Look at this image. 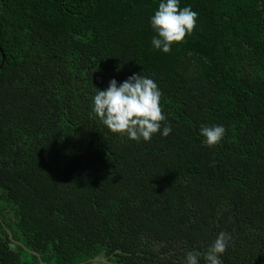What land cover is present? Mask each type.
<instances>
[{"label": "trees", "instance_id": "1", "mask_svg": "<svg viewBox=\"0 0 264 264\" xmlns=\"http://www.w3.org/2000/svg\"><path fill=\"white\" fill-rule=\"evenodd\" d=\"M160 2L0 0V264H184L222 231L223 264H264V0H179L198 18L169 53ZM134 74L162 93L149 142L92 113Z\"/></svg>", "mask_w": 264, "mask_h": 264}, {"label": "clouds", "instance_id": "2", "mask_svg": "<svg viewBox=\"0 0 264 264\" xmlns=\"http://www.w3.org/2000/svg\"><path fill=\"white\" fill-rule=\"evenodd\" d=\"M197 18L198 13L190 6L181 8L179 0H161L158 10L150 19L151 27L157 33L151 41L153 48L169 53L174 43H184L186 36L193 33ZM161 97L162 93L153 79L134 74L119 86L113 79L106 90L96 89L92 113L111 133L126 136L133 141L142 139L149 142L153 135L160 132L166 119L160 103ZM171 131V126L164 124L161 135L167 137ZM225 132L223 125L200 128L203 143L208 147L220 144ZM231 239L229 233L220 232L205 252H187L184 264H199L201 257L206 264H223L221 257Z\"/></svg>", "mask_w": 264, "mask_h": 264}, {"label": "water", "instance_id": "3", "mask_svg": "<svg viewBox=\"0 0 264 264\" xmlns=\"http://www.w3.org/2000/svg\"><path fill=\"white\" fill-rule=\"evenodd\" d=\"M0 55H1V61H0V70H1V68H2V66H3V64H4V61H5V57H4V55L2 54V51H1V49H0ZM94 261H104L103 259H98V258H96V259H94ZM41 264H43V263H41Z\"/></svg>", "mask_w": 264, "mask_h": 264}]
</instances>
